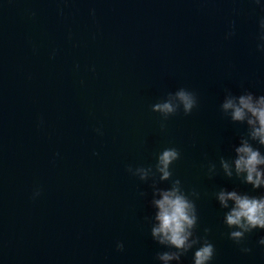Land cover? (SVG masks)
<instances>
[{"label": "clouds", "instance_id": "obj_1", "mask_svg": "<svg viewBox=\"0 0 264 264\" xmlns=\"http://www.w3.org/2000/svg\"><path fill=\"white\" fill-rule=\"evenodd\" d=\"M258 3V0H256ZM258 49L264 51V18H261ZM228 35H232L231 32ZM175 98L181 103L174 105L171 100L155 104L152 107L153 112L162 114L163 120H167L170 116L175 115L181 105L185 115H188L197 106V97L195 93L179 88L175 93ZM220 110L224 116L235 124L246 125V133L240 136V144L234 147L235 159L233 161L235 173L237 177L245 175V182L259 188L264 185V170L260 165H264V155L260 148L264 147V95H255L253 92L245 91L241 95H233L230 90H226L223 103ZM163 127V125H162ZM99 132V129H97ZM247 136L248 138H245ZM251 141L256 142L254 146ZM180 158V152L169 147L163 149L158 155L157 170L162 173L160 179L167 180L172 176L170 165ZM220 165L224 174L231 178L233 176L229 162L223 157L220 158ZM151 169L143 166L135 169L129 167L128 171L139 177L141 181L148 178ZM210 170H215V164L210 165ZM181 184L179 179L173 182L170 190L161 193L162 198L154 200L158 212L155 220L158 226L151 228V236L153 240L161 245H167L174 251H165L158 254V258L165 262L169 260L180 261L190 249L196 248L194 252V264H211L215 256V246L206 238L195 235V229L198 223L197 210L194 201L190 200L185 192L179 187ZM40 195V191L36 190L33 198ZM216 198L223 209L229 208V201L233 202V206L224 215L225 225L231 229L228 233L229 239L240 245L246 237V234L256 229L264 230V195L249 196L247 194L240 195L236 191L226 192L219 191ZM207 232V230H205ZM264 245V237L259 240ZM199 245V247H196ZM117 250H123V243L118 242ZM242 252H250L247 247L241 248Z\"/></svg>", "mask_w": 264, "mask_h": 264}, {"label": "water", "instance_id": "obj_2", "mask_svg": "<svg viewBox=\"0 0 264 264\" xmlns=\"http://www.w3.org/2000/svg\"><path fill=\"white\" fill-rule=\"evenodd\" d=\"M72 0H0V48Z\"/></svg>", "mask_w": 264, "mask_h": 264}]
</instances>
